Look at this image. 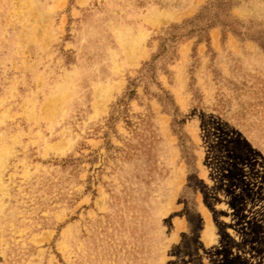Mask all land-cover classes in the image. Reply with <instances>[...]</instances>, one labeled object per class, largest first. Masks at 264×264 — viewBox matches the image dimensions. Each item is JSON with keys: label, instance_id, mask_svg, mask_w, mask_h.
I'll return each mask as SVG.
<instances>
[{"label": "rangeland", "instance_id": "rangeland-1", "mask_svg": "<svg viewBox=\"0 0 264 264\" xmlns=\"http://www.w3.org/2000/svg\"><path fill=\"white\" fill-rule=\"evenodd\" d=\"M18 257L264 264V0H0Z\"/></svg>", "mask_w": 264, "mask_h": 264}, {"label": "crops", "instance_id": "crops-1", "mask_svg": "<svg viewBox=\"0 0 264 264\" xmlns=\"http://www.w3.org/2000/svg\"><path fill=\"white\" fill-rule=\"evenodd\" d=\"M58 262V264H64L63 259L61 257H56L55 258ZM49 258H34L30 264H48ZM30 261L28 258H7L5 264H27V262ZM75 263L74 264H111L107 260H103L100 258H75ZM106 261V262H104ZM2 264V263H1ZM4 264V263H3ZM112 264H119V263H112Z\"/></svg>", "mask_w": 264, "mask_h": 264}]
</instances>
